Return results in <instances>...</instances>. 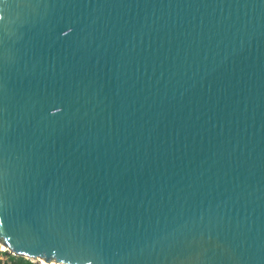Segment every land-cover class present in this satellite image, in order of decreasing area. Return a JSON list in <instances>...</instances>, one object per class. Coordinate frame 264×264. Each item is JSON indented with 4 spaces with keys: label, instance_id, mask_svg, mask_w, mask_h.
I'll list each match as a JSON object with an SVG mask.
<instances>
[{
    "label": "water",
    "instance_id": "water-1",
    "mask_svg": "<svg viewBox=\"0 0 264 264\" xmlns=\"http://www.w3.org/2000/svg\"><path fill=\"white\" fill-rule=\"evenodd\" d=\"M0 245L264 264V0H0Z\"/></svg>",
    "mask_w": 264,
    "mask_h": 264
},
{
    "label": "trees",
    "instance_id": "trees-1",
    "mask_svg": "<svg viewBox=\"0 0 264 264\" xmlns=\"http://www.w3.org/2000/svg\"><path fill=\"white\" fill-rule=\"evenodd\" d=\"M0 264H35V263H32L31 261L21 257H15L7 253H0Z\"/></svg>",
    "mask_w": 264,
    "mask_h": 264
},
{
    "label": "rangeland",
    "instance_id": "rangeland-1",
    "mask_svg": "<svg viewBox=\"0 0 264 264\" xmlns=\"http://www.w3.org/2000/svg\"><path fill=\"white\" fill-rule=\"evenodd\" d=\"M0 253H7V254H10L8 252H6V250L0 245ZM4 259V258H2ZM32 263H35V264H44L41 260H31Z\"/></svg>",
    "mask_w": 264,
    "mask_h": 264
},
{
    "label": "bare ground",
    "instance_id": "bare-ground-1",
    "mask_svg": "<svg viewBox=\"0 0 264 264\" xmlns=\"http://www.w3.org/2000/svg\"><path fill=\"white\" fill-rule=\"evenodd\" d=\"M3 248H4V247H3ZM51 264H56V263L52 262Z\"/></svg>",
    "mask_w": 264,
    "mask_h": 264
}]
</instances>
